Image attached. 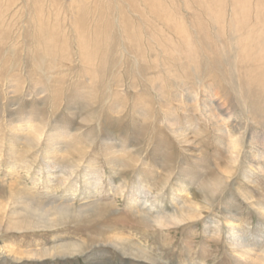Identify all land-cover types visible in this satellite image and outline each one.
I'll use <instances>...</instances> for the list:
<instances>
[{
	"label": "rangeland",
	"instance_id": "374dc122",
	"mask_svg": "<svg viewBox=\"0 0 264 264\" xmlns=\"http://www.w3.org/2000/svg\"><path fill=\"white\" fill-rule=\"evenodd\" d=\"M0 13V264H252L229 223L264 264V0H0ZM26 198L54 227L9 215ZM56 205L84 214L59 221ZM185 207L202 216L137 214Z\"/></svg>",
	"mask_w": 264,
	"mask_h": 264
},
{
	"label": "bare ground",
	"instance_id": "6f19581e",
	"mask_svg": "<svg viewBox=\"0 0 264 264\" xmlns=\"http://www.w3.org/2000/svg\"><path fill=\"white\" fill-rule=\"evenodd\" d=\"M145 2V1H144ZM10 9V8H9ZM208 9H209V6H208ZM2 13H0V15H1ZM78 15V14H77ZM139 17H141V16H139ZM155 17H157V13H155ZM122 18H124V17H122ZM127 18V17H126ZM126 18H125V20H126ZM141 18H144L143 17V15H142V17ZM159 20H162V21H164V23H166L165 22V20H166V18L165 17H157ZM79 19V18H78ZM128 19V18H127ZM82 20V19H81ZM119 20V19H118ZM123 21V20H122ZM127 21V20H126ZM142 21V20H141ZM122 24H123V22H121ZM163 23V22H162ZM126 24V23H125ZM168 24V23H167ZM126 25H128V23L126 24ZM126 25L124 26V27H126ZM123 26V25H122ZM130 27V26H129ZM40 28V27H39ZM9 28H7V30H8ZM125 29H127V28H125ZM166 29H169L170 30V32H173V33H176L177 35L179 34V32H180V29L176 26V25H172V26H170L169 24H168V28H166ZM44 30V29H43ZM80 29H77L76 28V31L79 33V34H81V32L79 31ZM119 30V29H118ZM130 30V29H129ZM9 31V30H8ZM124 32V31H123ZM39 34V33H38ZM128 34V31L126 32V34H125V36ZM42 35V34H41ZM128 35H130V34H128ZM38 36V35H37ZM43 36V35H42ZM45 37V36H44ZM149 37V36H148ZM11 38V37H10ZM135 38V36L134 35H132L131 36V38H130V40H129V44H128V48H130L129 50L131 51V53L133 52L134 54H136V56H134V59H135V62L136 63H138L139 64V56L137 55L139 52H141V50H139V47H138V44H137V42H136V40L134 39ZM76 40V39H75ZM122 43H123V41H122ZM125 43V42H124ZM43 44H44V42H43ZM79 44H80V47H81V49H80V51H81V54H83L84 55V53H82L83 52V46H84V44H83V42L82 41H80L79 42ZM122 47H123V45H122ZM126 48H127V46H126ZM17 49V47H16V44H14V45H12V47L10 48V51H15ZM124 49H125V47H124ZM124 51V50H123ZM143 51V50H142ZM127 52V51H126ZM142 53V52H141ZM144 53V52H143ZM81 54H80V56H81ZM123 56H124V54H123ZM82 57V56H81ZM144 60V59H143ZM145 61V60H144ZM82 64V63H81ZM137 65V64H136ZM14 80V79H13ZM16 88V87H15ZM209 103V102H208ZM201 104V103H200ZM206 104V103H205ZM217 105V104H216ZM205 106V105H204ZM212 106V105H211ZM201 107H203V104H202V106ZM209 107V106H208ZM213 107V106H212ZM220 106H218V107H216V109H220L219 108ZM207 108V107H206ZM211 108V107H210ZM224 108V107H223ZM213 111L214 110H205V112L206 113H209V115L211 116V118L214 120V119H216V115L215 114H213ZM228 121V120H227ZM172 122L173 121H170V123L171 124H169V122H168V124L170 125V126H175L174 125V123L172 124ZM226 124V123H225ZM237 130H239V129H237ZM221 131L222 132H224V135H225V137H227V143H228V145H229V148H231V150L233 151V155H234V162H237L238 160H239V158L241 157V155H242V150L240 149V144H239V138L237 137V135H236V133H235V128L234 127H232V126H230V124H228V126H227V131H223L222 129H221ZM173 132H174V134H176L177 135V137L180 139V140H182V141H184V142H186V143H189V142H191V140L189 139V137H187V135H185V131H183V130H181V129H173ZM241 136V135H240ZM34 138L35 139H37V140H40V142L42 141V133L41 132H38V133H36V134H34ZM191 138V137H190ZM31 140H32V138H31ZM36 142V141H35ZM47 142H48V145H47V149H48V151H49V153L52 155V154H54V152H55V150H54V147L56 146V144L54 143V140H51V139H49V140H47ZM189 145H190V143H189ZM251 145H253V146H258L259 145V142H258V140H256V138H252V140H251ZM118 148V147H117ZM114 149H116V148H114ZM250 156H252V157H255L256 156V154L253 152V153H251L250 154ZM254 166H255V169L257 170V171H261V172H263L264 173V160H261V161H257V162H254ZM21 194L23 193V192H20ZM17 194H19L18 192H17ZM26 195V194H25ZM24 196V195H23ZM26 197V196H25ZM20 199H22L21 197H19V196H17V200H20ZM24 200V199H23ZM16 201V200H15ZM24 201H26L25 202V204L24 203H22V204H24V206L20 209L21 210V212H19L18 211V209L17 208H14V209H12L11 210V212H10V216H18V215H29V217H31L32 219H34L33 221H35L36 220V223L35 224H33V222H32V220L30 221V223L28 224V226H30L31 227V229L30 230H32V229H39V228H52V227H54L52 224L54 223V221L53 220H51V215L53 214H51L50 216H49V213H50V209H49V207L46 205V206H43V204L42 205H40V204H38V203H36L35 201H30V199H25ZM20 202V201H19ZM18 203V202H17ZM16 206V205H15ZM261 206H262V210H263V212H264V204H261ZM18 207V206H17ZM86 207H88V206H86ZM191 207V206H190ZM190 207H188V209L186 210V207H185V210H184V208H182L183 209V211H182V213H181V216L179 217V216H177L176 214H171V215H166V216H163V215H160V214H156V215H154V214H150V213H145V212H143L141 209L138 211V215H142L146 220H148V221H150V222H153L154 224H156L157 226H159V227H165V225L167 224V225H173V226H176V225H178V224H181L182 222H185L186 220H195V218H198V217H201L202 215H197V213H194L191 209H190ZM193 209V208H192ZM84 212V210H82V209H73L71 206H67V205H56L55 206V208H54V214L56 215V219H58L59 221H62L63 219H65V218H67V217H73V216H77V215H82V214H84L83 213ZM5 214V213H4ZM26 217V216H25ZM25 217H23V218H25ZM58 221V222H59ZM57 222V221H56ZM16 224V223H15ZM230 225V228H231V236L233 237L232 239L234 240V242H235V247H240V249H242V250H244V253H246V257H247V260H249L252 264L253 263H255V262H257L256 260H260V258H259V256L258 257H256V256H254L253 255V249L251 248V246L248 244V242H246V241H244V238H243V236L241 235V231H239V229L237 230V229H235V228H232V225H231V223H229ZM16 225H18V226H22L23 225V223L22 222H18ZM56 225V224H55ZM24 228V227H23ZM23 228H21V229H23ZM29 230V229H28ZM50 230V229H49ZM115 245H117L118 247H120V246H122V245H130V244H132L131 243V241H129V240H119L118 242H116V243H114ZM82 247H83V245L81 244V245H79V244H71V245H67V246H61V247H56V248H53V249H51V250H47V251H45V253H47V252H49V251H56V252H62V251H64V252H67V253H71V254H74V253H78V252H80L81 250H82ZM132 247V246H131ZM243 256V255H242ZM262 257V256H261ZM261 261V260H260Z\"/></svg>",
	"mask_w": 264,
	"mask_h": 264
}]
</instances>
